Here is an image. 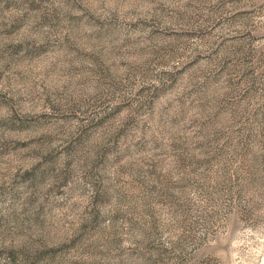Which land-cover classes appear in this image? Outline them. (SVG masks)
Masks as SVG:
<instances>
[{
	"label": "rangeland",
	"instance_id": "obj_1",
	"mask_svg": "<svg viewBox=\"0 0 264 264\" xmlns=\"http://www.w3.org/2000/svg\"><path fill=\"white\" fill-rule=\"evenodd\" d=\"M0 264H264V0H0Z\"/></svg>",
	"mask_w": 264,
	"mask_h": 264
}]
</instances>
